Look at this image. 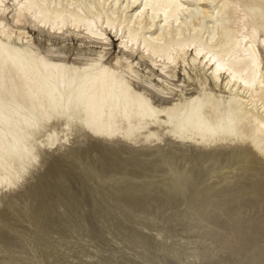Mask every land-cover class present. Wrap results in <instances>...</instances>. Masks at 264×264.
I'll return each instance as SVG.
<instances>
[{
  "label": "bare ground",
  "instance_id": "bare-ground-1",
  "mask_svg": "<svg viewBox=\"0 0 264 264\" xmlns=\"http://www.w3.org/2000/svg\"><path fill=\"white\" fill-rule=\"evenodd\" d=\"M81 237L264 264V0H0V264H140Z\"/></svg>",
  "mask_w": 264,
  "mask_h": 264
},
{
  "label": "rangeland",
  "instance_id": "rangeland-1",
  "mask_svg": "<svg viewBox=\"0 0 264 264\" xmlns=\"http://www.w3.org/2000/svg\"><path fill=\"white\" fill-rule=\"evenodd\" d=\"M29 30V32H30V35H32V37L35 39V40H37L36 39V37L38 36V32L36 31V30H30V29H28ZM41 38H43L44 40L46 39V35H44V34H42V36H40ZM109 37H110V39H111V41H112V49H111V53H110V58H112L115 54H116V52H118V43H119V41H118V39H116V37L114 36V35H110V33H109ZM53 42H58V41H55V40H53ZM67 43L66 44H68V46H71L72 48H76L78 45H79V43L77 42V40L76 39H72V40H67L66 41ZM71 42V43H70ZM70 43V44H69ZM72 44H73V46H72ZM70 57L71 58H73L72 57V52L70 53ZM73 181H78V178L76 179V180H73ZM80 183V182H79ZM78 193V192H77ZM81 193H84V192H81ZM80 193V195L79 194H77L78 196H82V194ZM86 201H90V199L88 198V197H85V195L83 194V196H82ZM89 199V200H88ZM95 230V229H94ZM159 232H161V234H163L162 235V237L159 235V239L161 240V242H160V245L162 246V247H160L159 249L161 250V251H176V253H180L181 255L182 254H185V253H187V252H190V251H193L194 250V248L191 246V245H188V246H186V247H184V248H180V246H178V247H175V244L177 243V240L180 238L183 242H186V243H188V241L191 239H194V240H197V238H198V235L193 231V230H191L190 228H185V227H182V226H178V227H175V228H173V229H170V230H167V229H164V228H161V229H159ZM131 233V232H130ZM156 235V234H155ZM158 236V235H157ZM34 239V238H33ZM81 240V243H82V250L81 251H83V253H82V255L84 254H87V252H90L91 254H92V258L89 256V257H87L86 258V255L84 256V257H81L82 258V260H89V259H97V258H93L94 256L93 255H95V256H100L99 254H101V252H102V254H101V256H102V258H105V259H110V260H118L119 259V257H124V258H122V259H125L126 258V260H132L133 258V260L134 261H138L140 264L141 263H145L146 264V262H145V260H143V261H141L142 260V258L139 260V258H136V257H134V255L133 254H129V253H131L132 252V250L130 251L129 250V246H130V248H132L133 247V244L135 243L132 239H128V238H126V239H122L123 241H124V243H123V241L122 240H113V239H110L109 237L108 238H105L103 241H101L100 242V244H99V242H98V246L96 245V243L95 242H90L87 238L85 239V238H80ZM107 239V240H106ZM89 242H88V241ZM110 240V241H109ZM127 240L128 241H130V240H132V241H130V243L129 242H127ZM86 241H87V243H86ZM120 241H122V242H120ZM103 242V244H101ZM32 245H31V248H33V250L35 251L36 250V244H34L33 243V240H32ZM95 243V244H94ZM105 243H108V244H105ZM119 243V244H118ZM125 245H123V244ZM92 244V245H91ZM104 244H105V246L108 248L109 247V249L107 250V248L104 246ZM111 244V245H110ZM122 244V245H121ZM131 244V245H130ZM101 245H103L102 247H100ZM39 246V249L41 250V249H43V247H42V245H38ZM79 246H80V244H79ZM86 246V247H85ZM122 246H123V248H122ZM132 246V247H131ZM41 247V248H40ZM62 247H64L63 245H61L60 246V249L62 248ZM81 247V246H80ZM105 247V248H104ZM100 248H102V249H104L103 251H101L102 249H100ZM127 248H128V250H127ZM78 249H80V248H78ZM89 251H88V250ZM99 249H100V251H99ZM32 250V251H33ZM85 250V251H84ZM106 250V251H105ZM110 250V251H109ZM122 250V251H121ZM125 250V251H124ZM127 250V251H126ZM199 250L202 252L203 251V249L202 248H199ZM42 251V250H41ZM109 252V253H108ZM125 252H126V255H127V257L128 256H130V258H127L126 257V255H125ZM127 252H129L128 254H127ZM63 253V252H62ZM122 253V254H121ZM35 254L36 255H39V251H37L36 250V252H35ZM120 254V255H119ZM69 256H71V255H68V256H66L67 257V259H69ZM110 256L112 257V258H110ZM116 256V257H115ZM107 257H109V258H107ZM133 257V258H132ZM73 259V257L71 256L70 257V259ZM80 258V259H81ZM116 258V259H115ZM121 259V258H120ZM119 259V260H120ZM136 259H138V260H136ZM200 260V259H199ZM199 260H198V262H199ZM216 262L218 261V262H226V260L227 259H214ZM228 260H230V259H228ZM232 261H234V259L232 260H230V261H228V263L227 264H229V262H232ZM159 261H157V263H158ZM203 262H205V260L203 261ZM202 262V263H203ZM160 263V262H159ZM225 263V264H226ZM234 263H236V259H235V262H233L232 264H234ZM199 264H201V260H200V262H199ZM231 264V263H230Z\"/></svg>",
  "mask_w": 264,
  "mask_h": 264
}]
</instances>
